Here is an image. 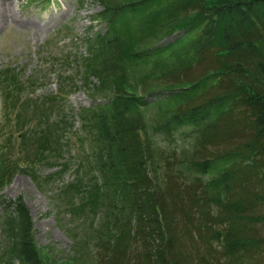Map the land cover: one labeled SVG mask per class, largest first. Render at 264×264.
I'll return each instance as SVG.
<instances>
[{"label":"trees","instance_id":"1","mask_svg":"<svg viewBox=\"0 0 264 264\" xmlns=\"http://www.w3.org/2000/svg\"><path fill=\"white\" fill-rule=\"evenodd\" d=\"M100 2L108 27L90 42L86 77L109 96L84 109L96 138L84 164L98 179L90 170L79 198L98 224L91 264H264V0ZM118 19L150 42L129 51L110 31ZM148 60L139 91L130 61ZM163 94L166 127L197 125L185 153L147 129L146 96ZM0 207L1 264H49L24 202L0 197Z\"/></svg>","mask_w":264,"mask_h":264},{"label":"rangeland","instance_id":"2","mask_svg":"<svg viewBox=\"0 0 264 264\" xmlns=\"http://www.w3.org/2000/svg\"><path fill=\"white\" fill-rule=\"evenodd\" d=\"M102 9L100 0H0V197L24 202L35 245L49 264H91L98 234L97 223L89 228L93 209L79 198L89 173L98 179L94 167L84 164L96 142L84 109L109 96L94 88L95 78L86 77L90 42L108 27L99 18ZM122 20L110 31L128 40L129 51L150 42ZM130 67L135 74L130 83L140 91L153 62L130 61ZM163 96H146L147 129L159 146L185 153L195 143L197 125L166 127L173 105ZM221 167L211 168L204 179ZM1 214L0 207V264L6 246Z\"/></svg>","mask_w":264,"mask_h":264}]
</instances>
